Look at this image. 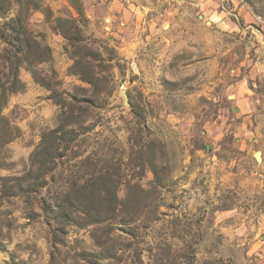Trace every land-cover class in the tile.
<instances>
[{
  "label": "rangeland",
  "instance_id": "obj_1",
  "mask_svg": "<svg viewBox=\"0 0 264 264\" xmlns=\"http://www.w3.org/2000/svg\"><path fill=\"white\" fill-rule=\"evenodd\" d=\"M0 264H264V0H0Z\"/></svg>",
  "mask_w": 264,
  "mask_h": 264
},
{
  "label": "water",
  "instance_id": "obj_2",
  "mask_svg": "<svg viewBox=\"0 0 264 264\" xmlns=\"http://www.w3.org/2000/svg\"><path fill=\"white\" fill-rule=\"evenodd\" d=\"M120 92H121V94L125 97V103L126 104H130V102H129V95H128V93H127V91H126V89H124V88H122L121 90H120ZM256 157H261V153L260 152H257L256 153Z\"/></svg>",
  "mask_w": 264,
  "mask_h": 264
},
{
  "label": "trees",
  "instance_id": "obj_3",
  "mask_svg": "<svg viewBox=\"0 0 264 264\" xmlns=\"http://www.w3.org/2000/svg\"><path fill=\"white\" fill-rule=\"evenodd\" d=\"M20 82L19 77H16V83ZM90 82V81H88ZM2 86V96L5 97L7 95L8 89H6V86L4 83L1 84ZM14 91V89L12 90V92Z\"/></svg>",
  "mask_w": 264,
  "mask_h": 264
}]
</instances>
